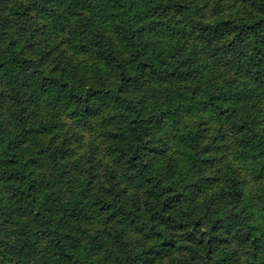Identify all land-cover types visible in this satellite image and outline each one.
<instances>
[{
  "label": "trees",
  "instance_id": "16d2710c",
  "mask_svg": "<svg viewBox=\"0 0 264 264\" xmlns=\"http://www.w3.org/2000/svg\"><path fill=\"white\" fill-rule=\"evenodd\" d=\"M221 1L0 0L2 264H264V0Z\"/></svg>",
  "mask_w": 264,
  "mask_h": 264
},
{
  "label": "rangeland",
  "instance_id": "374dc122",
  "mask_svg": "<svg viewBox=\"0 0 264 264\" xmlns=\"http://www.w3.org/2000/svg\"><path fill=\"white\" fill-rule=\"evenodd\" d=\"M239 0H222L221 2H213L208 4H196L191 7L189 10L188 15H182L189 24H193L195 21L201 19V17L206 18L207 20H215L218 17H220L222 14H230L234 15L237 18H245L250 15V11L247 8L245 4L239 3ZM62 119L64 120L65 124L63 125V129L67 131L69 129V125L73 123L72 116H70L69 112H65L62 115ZM192 119V120H191ZM189 118V121L196 122L195 120L200 119L196 116ZM79 132L83 133L84 140L86 144L89 146L91 141L97 140L98 142L101 141L103 136V130H102V119H94L90 118L87 120H83L79 122ZM222 152H215L212 153V156L215 157L217 160L223 162V164L227 162H231L232 160V151L227 149L229 147L227 142H222ZM211 156V157H212ZM226 157V159L224 158ZM221 162H217L218 165H220ZM238 166V169L240 170V173L243 175H248V178H250V174L246 168V166L243 163H236ZM255 188L253 183L249 184V189L252 191ZM5 244H2L0 242V264H2V258H3V251L6 250L4 247ZM3 264H13L11 261H4Z\"/></svg>",
  "mask_w": 264,
  "mask_h": 264
}]
</instances>
